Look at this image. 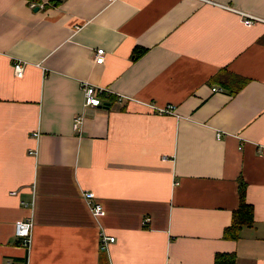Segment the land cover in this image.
I'll return each instance as SVG.
<instances>
[{"label": "crops", "instance_id": "0c3cea01", "mask_svg": "<svg viewBox=\"0 0 264 264\" xmlns=\"http://www.w3.org/2000/svg\"><path fill=\"white\" fill-rule=\"evenodd\" d=\"M209 1L0 0V264H264V0Z\"/></svg>", "mask_w": 264, "mask_h": 264}, {"label": "built area", "instance_id": "2783aa9c", "mask_svg": "<svg viewBox=\"0 0 264 264\" xmlns=\"http://www.w3.org/2000/svg\"><path fill=\"white\" fill-rule=\"evenodd\" d=\"M206 3L214 4L213 1L209 0H201ZM226 10H229L235 14H237L240 17L241 22L246 27H252L257 24L264 25V18L257 17L248 13H244L238 10H235L231 7H223ZM105 50L104 49H98L95 54V63L98 65H102L105 62ZM14 73L17 77H23L24 75V67L20 63H15L14 67ZM106 90L103 89H97L93 86H86L84 88V95H85V107H95L99 108L102 107L104 104L99 98V96L104 93ZM213 91H222V89H213ZM120 100H122V97H120ZM157 113L159 114H166V115H176L177 109L175 106L169 105L163 109H159L157 107H153ZM83 124V118L77 117L74 121V129L76 131H79L81 129V126ZM222 137L219 133L217 134V139L219 140ZM83 198L85 199L92 215L96 220H99L101 217L105 216V210L103 209L102 205L97 202V196L92 191H85L83 193ZM146 222H149V220H146ZM32 229H33V222L32 220H27L25 222H20L17 225L16 229V235L18 238V241L20 245L29 247L31 245L32 240ZM117 239L113 236L107 235L105 231H102L100 234V245L103 250L108 249L110 244L116 243Z\"/></svg>", "mask_w": 264, "mask_h": 264}, {"label": "trees", "instance_id": "16d2710c", "mask_svg": "<svg viewBox=\"0 0 264 264\" xmlns=\"http://www.w3.org/2000/svg\"><path fill=\"white\" fill-rule=\"evenodd\" d=\"M239 195V209L234 213L232 225L225 230V238L227 239H237L240 230L245 226L251 225L254 220V209L246 200V184L243 182L240 184ZM214 264H236V256L231 254H218Z\"/></svg>", "mask_w": 264, "mask_h": 264}]
</instances>
